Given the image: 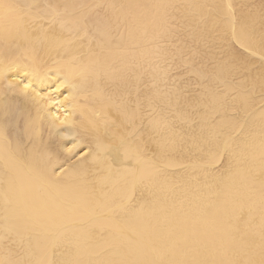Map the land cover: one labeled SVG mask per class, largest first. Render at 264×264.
I'll list each match as a JSON object with an SVG mask.
<instances>
[{"label":"bare ground","instance_id":"1","mask_svg":"<svg viewBox=\"0 0 264 264\" xmlns=\"http://www.w3.org/2000/svg\"><path fill=\"white\" fill-rule=\"evenodd\" d=\"M261 1L0 0V264H264Z\"/></svg>","mask_w":264,"mask_h":264},{"label":"rangeland","instance_id":"2","mask_svg":"<svg viewBox=\"0 0 264 264\" xmlns=\"http://www.w3.org/2000/svg\"><path fill=\"white\" fill-rule=\"evenodd\" d=\"M252 1V0H251ZM254 1V0H253ZM255 1H259V0H255ZM261 2H264V0H262ZM235 50H236V52H238V53H242L243 52V50L239 47V46H237V45H235ZM250 56H252V58H253V60H258V58L257 57H255L254 55H250ZM180 72V71H179ZM17 114H15V116L14 115H11V118L12 117H16L17 118V116L19 115V111H17L16 112ZM13 114V113H12ZM16 118H15V120H16ZM13 119V118H12Z\"/></svg>","mask_w":264,"mask_h":264}]
</instances>
